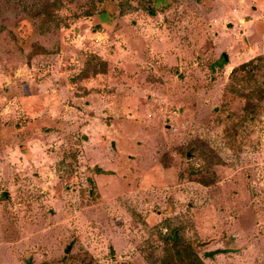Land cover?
<instances>
[{
	"label": "rangeland",
	"instance_id": "374dc122",
	"mask_svg": "<svg viewBox=\"0 0 264 264\" xmlns=\"http://www.w3.org/2000/svg\"><path fill=\"white\" fill-rule=\"evenodd\" d=\"M38 1L0 0V264H159L170 223L204 264H264V95L243 120L228 91L264 0H60L50 30Z\"/></svg>",
	"mask_w": 264,
	"mask_h": 264
},
{
	"label": "trees",
	"instance_id": "16d2710c",
	"mask_svg": "<svg viewBox=\"0 0 264 264\" xmlns=\"http://www.w3.org/2000/svg\"><path fill=\"white\" fill-rule=\"evenodd\" d=\"M61 7L60 0H39L35 6L31 9H24L27 12L28 17L33 22L34 25H37L38 28L42 30H50L53 26L59 27L60 19L56 16V11ZM94 10V4L90 3L88 8L85 11L80 13V16H90ZM65 23L64 27H67ZM264 61V56L256 57L253 60L240 64L239 66L232 69L230 72V83L228 85V91L237 94L242 97L244 101L243 106V120L247 116L255 115L256 108L258 103L255 101L254 97H257L259 100L262 99L264 95V89L259 87H249L246 84L245 74L250 73L249 67L257 69L259 74V67L253 66L255 61ZM107 70V64L105 61L101 60L97 55H89L87 62L84 65L83 71L79 75L80 78H85L90 75H97L99 73H105ZM244 75H241V73ZM264 76V75H263ZM254 77V75H252ZM249 119V118H248ZM199 147L196 143L191 144L187 148V152L190 156L194 155L199 151ZM207 177L202 178L204 185H208ZM160 242L163 245V255L158 260L159 264H172L167 257L171 256L177 262V264H204L203 261L199 258L196 253V248L194 243L186 239L183 235V227L181 225L168 224L165 227V233H159Z\"/></svg>",
	"mask_w": 264,
	"mask_h": 264
}]
</instances>
